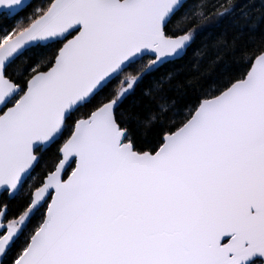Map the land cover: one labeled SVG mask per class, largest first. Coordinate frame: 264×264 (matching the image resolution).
Here are the masks:
<instances>
[{"label": "snow or ice", "instance_id": "6c2138e0", "mask_svg": "<svg viewBox=\"0 0 264 264\" xmlns=\"http://www.w3.org/2000/svg\"><path fill=\"white\" fill-rule=\"evenodd\" d=\"M0 264H264V0H0Z\"/></svg>", "mask_w": 264, "mask_h": 264}]
</instances>
